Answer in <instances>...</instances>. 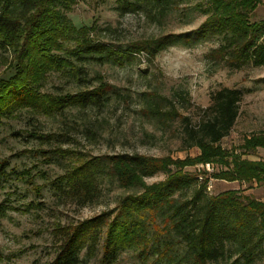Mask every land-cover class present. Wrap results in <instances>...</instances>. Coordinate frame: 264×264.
<instances>
[{
	"label": "trees",
	"instance_id": "trees-1",
	"mask_svg": "<svg viewBox=\"0 0 264 264\" xmlns=\"http://www.w3.org/2000/svg\"><path fill=\"white\" fill-rule=\"evenodd\" d=\"M179 1L117 0V9L124 13L143 11L161 21ZM260 2L197 0L195 8L206 19L196 29L114 45L97 36L100 27L78 28L69 19L76 0H0V51L10 56L6 58L9 70L0 76V117L10 118L25 107L45 115L69 107L101 111L117 89L100 73L94 77L99 82L96 86L59 95L42 91L49 73L60 71L86 82V63L112 61L124 65L139 54L153 60L171 46L192 47L213 37L219 38V46L207 57L216 64L235 69L264 66V19L251 21ZM104 30L113 28L106 26ZM176 94L183 103L189 101L183 91ZM243 94L239 88L223 87L211 95V104L202 109L197 123L184 118V142L196 148L194 156L117 153L87 157L62 145L45 151L68 160L57 183L82 206L97 199L104 174L131 191L115 208L77 224H59L51 264H82L85 258L93 259L99 253L100 264H113L122 251L134 247L141 254L151 249L154 255L165 257L166 264H218L231 259L230 264H256L263 259L264 201L236 189L212 194L205 170L201 174L186 171L189 166L217 164L221 169L212 173L215 179L264 184V160L243 158L264 148V133L246 136L240 152L222 144L236 125ZM150 95L148 111L159 120L169 122L182 116L171 99L156 91ZM162 102L170 109L164 110ZM87 132L96 134L91 128ZM35 136L44 141L56 138L55 134ZM5 164H0V172ZM158 172H165L166 177L152 184L146 182ZM16 174L33 184L28 173Z\"/></svg>",
	"mask_w": 264,
	"mask_h": 264
},
{
	"label": "rangeland",
	"instance_id": "rangeland-1",
	"mask_svg": "<svg viewBox=\"0 0 264 264\" xmlns=\"http://www.w3.org/2000/svg\"><path fill=\"white\" fill-rule=\"evenodd\" d=\"M196 2L180 0L177 8L160 21L147 17L143 11L121 12L117 9V0H76L68 17L78 28L100 27L97 36L107 43L126 45L144 38L196 29L206 19V15L195 8ZM263 19L264 0H261L251 21ZM106 26H111L113 31H105ZM219 42V38L213 37L192 47L178 44L160 52L153 60L139 54L133 62L124 65L112 61L86 63L89 79L86 82L60 71L49 73L42 91L57 95L96 86L99 82L94 77L100 73L117 89L101 111L69 107L57 114L45 115L25 107L10 118L0 117V164L6 163L0 172V264H51L56 255L55 232L59 224H77L95 217L115 208L119 199L131 192L104 174L96 200L82 206L76 199L69 198L57 183L68 160L53 153L46 154L59 145L87 157L117 153L173 158L194 156L196 148L184 142L187 122L184 118L197 123L202 109L211 104V95L223 87L239 88L244 93L236 125L223 140V146L240 152L246 136L264 133V66L235 69L224 63L216 64L207 54L218 47ZM7 57L9 53L0 51V76L9 70ZM154 91L171 99L182 116L163 122L152 115L148 102ZM178 91H183L189 101L183 103L176 94ZM162 105L164 110L171 107L167 103ZM88 128L96 134H89ZM41 134H55L56 138L44 141L35 136ZM243 158L264 160V148ZM220 169L217 164H206L189 166L186 171L201 174L200 171L205 170L212 194L236 189L264 201V184L227 182L212 177V173ZM16 172L28 173L33 184L18 177ZM165 177V172H158L145 180L152 184ZM100 258L101 253L93 259L85 258L82 264H100ZM166 261L165 257L154 255L151 249L141 254L140 249L134 247L122 251L113 264H166ZM256 264H264V258Z\"/></svg>",
	"mask_w": 264,
	"mask_h": 264
}]
</instances>
